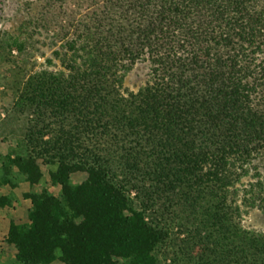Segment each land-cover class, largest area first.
Returning <instances> with one entry per match:
<instances>
[{"label": "trees", "instance_id": "1", "mask_svg": "<svg viewBox=\"0 0 264 264\" xmlns=\"http://www.w3.org/2000/svg\"><path fill=\"white\" fill-rule=\"evenodd\" d=\"M38 1L60 8L65 70L2 83L0 208L26 221L0 260L5 241L10 264H264L230 194L264 154V0H92L76 26L59 21L72 0ZM16 49L0 29V67ZM139 65L146 85L125 91Z\"/></svg>", "mask_w": 264, "mask_h": 264}, {"label": "rangeland", "instance_id": "2", "mask_svg": "<svg viewBox=\"0 0 264 264\" xmlns=\"http://www.w3.org/2000/svg\"><path fill=\"white\" fill-rule=\"evenodd\" d=\"M3 1L0 14L2 21L0 29L3 35L18 38L20 40L21 49H16L12 53L14 63L10 66L1 65L0 67V120L5 116L7 111L11 109L13 100L10 96V88L2 87L5 82L6 86L26 81L28 77L34 76L38 79L43 78L48 73L63 72L64 66L54 56L53 52L59 49L58 46L52 47L51 42L54 38V29L50 21L54 17L60 18V8L57 7L50 13H43L42 4L38 0H0ZM65 9L69 17L60 19L66 26L68 24L78 25L80 23L87 24L88 18L97 9L92 0H72L69 5L61 7ZM57 24V23H51ZM50 27H49V26ZM48 28V29H46ZM48 60H52L49 63ZM148 80L147 70L139 65L130 71L124 81L123 89L129 92H137L141 87L146 85ZM3 139V138H1ZM15 137L10 136L2 140V147L14 141ZM16 166L19 168L18 178L23 179L24 173L28 170V162L25 158L19 161L16 158ZM248 173L237 179L235 184L230 188L231 200L240 206L241 225L249 231L264 234V202L260 198L264 195V191H260L257 185L259 180L264 177V154L259 155L248 165ZM240 173L241 170L239 169ZM260 175V176H259ZM259 176V177H258ZM9 189H0V202L9 197ZM23 200V206L26 209L29 205V193L18 191ZM10 214L11 211L9 210ZM26 221L25 214L20 212L15 217L13 212L8 214L4 209L0 208V232L3 236H7L12 241H18L22 223ZM2 257L0 264H10L12 259L15 260V245L2 243ZM2 247V248H3ZM62 262V255L59 254V262Z\"/></svg>", "mask_w": 264, "mask_h": 264}]
</instances>
